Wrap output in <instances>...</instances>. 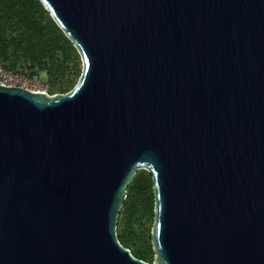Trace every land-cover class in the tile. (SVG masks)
<instances>
[{
  "label": "water",
  "instance_id": "water-1",
  "mask_svg": "<svg viewBox=\"0 0 264 264\" xmlns=\"http://www.w3.org/2000/svg\"><path fill=\"white\" fill-rule=\"evenodd\" d=\"M66 94L0 85V264H149L117 238L152 178V264H264V0H39Z\"/></svg>",
  "mask_w": 264,
  "mask_h": 264
},
{
  "label": "trees",
  "instance_id": "trees-1",
  "mask_svg": "<svg viewBox=\"0 0 264 264\" xmlns=\"http://www.w3.org/2000/svg\"><path fill=\"white\" fill-rule=\"evenodd\" d=\"M0 67L37 79L49 96L71 91L82 70L77 50L39 0H0ZM154 208L151 175L139 170L126 187L116 233L123 247L149 264L155 257Z\"/></svg>",
  "mask_w": 264,
  "mask_h": 264
},
{
  "label": "built area",
  "instance_id": "built-area-1",
  "mask_svg": "<svg viewBox=\"0 0 264 264\" xmlns=\"http://www.w3.org/2000/svg\"><path fill=\"white\" fill-rule=\"evenodd\" d=\"M0 85L5 87H19L32 92L47 94V86L40 84L37 79H30L21 73L6 70L2 67H0Z\"/></svg>",
  "mask_w": 264,
  "mask_h": 264
},
{
  "label": "rangeland",
  "instance_id": "rangeland-1",
  "mask_svg": "<svg viewBox=\"0 0 264 264\" xmlns=\"http://www.w3.org/2000/svg\"><path fill=\"white\" fill-rule=\"evenodd\" d=\"M42 78V76L40 77V79Z\"/></svg>",
  "mask_w": 264,
  "mask_h": 264
}]
</instances>
